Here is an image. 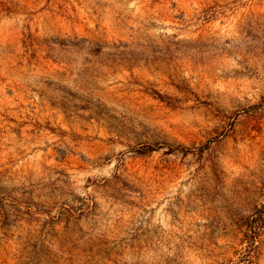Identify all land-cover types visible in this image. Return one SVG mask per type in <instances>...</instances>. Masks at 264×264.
I'll list each match as a JSON object with an SVG mask.
<instances>
[{"label":"rangeland","instance_id":"1","mask_svg":"<svg viewBox=\"0 0 264 264\" xmlns=\"http://www.w3.org/2000/svg\"><path fill=\"white\" fill-rule=\"evenodd\" d=\"M262 204L264 0H0V264H264Z\"/></svg>","mask_w":264,"mask_h":264},{"label":"trees","instance_id":"2","mask_svg":"<svg viewBox=\"0 0 264 264\" xmlns=\"http://www.w3.org/2000/svg\"><path fill=\"white\" fill-rule=\"evenodd\" d=\"M154 149H155L154 146L146 145V146L142 147L140 151L148 152V151H152ZM257 210H258V215L259 216L264 215V204H262ZM254 222H256V218L255 217L251 218V220H248L247 223H248L249 229L253 227V223Z\"/></svg>","mask_w":264,"mask_h":264}]
</instances>
